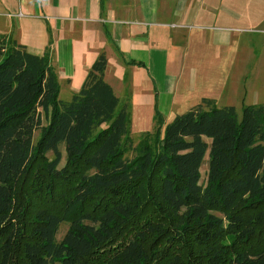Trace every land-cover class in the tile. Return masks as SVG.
Returning <instances> with one entry per match:
<instances>
[{
  "label": "trees",
  "instance_id": "trees-1",
  "mask_svg": "<svg viewBox=\"0 0 264 264\" xmlns=\"http://www.w3.org/2000/svg\"><path fill=\"white\" fill-rule=\"evenodd\" d=\"M107 66L64 101L48 49L0 35V264H264V105L156 104L136 142Z\"/></svg>",
  "mask_w": 264,
  "mask_h": 264
},
{
  "label": "crops",
  "instance_id": "crops-1",
  "mask_svg": "<svg viewBox=\"0 0 264 264\" xmlns=\"http://www.w3.org/2000/svg\"><path fill=\"white\" fill-rule=\"evenodd\" d=\"M210 10L215 8L204 0H0V35H12L38 55L48 49L65 101L81 90L100 53L107 54L105 81L120 107L127 106L131 135L134 123L140 127L147 119L154 125L141 135L155 128L156 104L168 123L203 99L215 101L196 94L197 68L190 72L187 65L206 58V46L219 56L228 48L236 52L238 37L210 33L209 23H194ZM220 10L232 13L224 5ZM19 13L24 16H12ZM192 43L201 48L191 51Z\"/></svg>",
  "mask_w": 264,
  "mask_h": 264
},
{
  "label": "rangeland",
  "instance_id": "rangeland-1",
  "mask_svg": "<svg viewBox=\"0 0 264 264\" xmlns=\"http://www.w3.org/2000/svg\"><path fill=\"white\" fill-rule=\"evenodd\" d=\"M15 1L16 4L19 3V0ZM204 3L209 8H215V11L211 12L210 10V13L203 19L202 16H197L198 19L196 18L197 21L194 23H209L210 33L225 32L238 38L235 42L236 52H232L228 48L219 56L213 46L209 51L206 46V58L201 56L189 60L190 63L187 66H189L190 72H192V68H197L199 75L196 94L199 92L202 96H212L217 107H236L238 116L241 118L244 105H264V7H262L264 0H204ZM222 5L229 7L232 13L229 11L223 13L224 9L223 12L220 10ZM199 9H203L201 12L206 10L204 5ZM187 29L193 34L197 33L196 29L189 27ZM208 30H204V32ZM189 48L191 51H195L201 47H196L192 43ZM198 58H200L199 62L196 61ZM62 97L65 101L64 94ZM193 100H195L193 102L199 101L197 97ZM182 110V113H185L191 108L187 107ZM173 119L170 118L168 122ZM135 124H133L132 138L136 142L140 139L141 130H150L154 126L147 119L143 122V126L137 127ZM39 136L40 133H37L36 140ZM62 151H65V147L62 148ZM47 155L49 159H54L53 154ZM208 160L209 155L206 156L201 168V179L204 184L207 181ZM65 162L66 157L62 165ZM69 229L70 225L66 221L62 222L57 239L62 240Z\"/></svg>",
  "mask_w": 264,
  "mask_h": 264
},
{
  "label": "built area",
  "instance_id": "built-area-1",
  "mask_svg": "<svg viewBox=\"0 0 264 264\" xmlns=\"http://www.w3.org/2000/svg\"><path fill=\"white\" fill-rule=\"evenodd\" d=\"M12 16H15V17H23L24 15L19 13L18 15H12Z\"/></svg>",
  "mask_w": 264,
  "mask_h": 264
}]
</instances>
